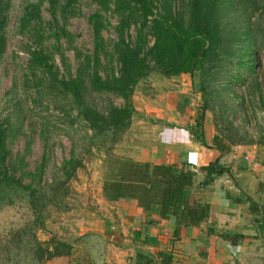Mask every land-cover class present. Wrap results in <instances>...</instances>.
<instances>
[{
  "label": "trees",
  "instance_id": "obj_1",
  "mask_svg": "<svg viewBox=\"0 0 264 264\" xmlns=\"http://www.w3.org/2000/svg\"><path fill=\"white\" fill-rule=\"evenodd\" d=\"M92 2L100 7L90 17L95 37L94 54L84 58L75 76L69 72L66 77L60 76L52 54L44 47V36L37 26L41 21L40 7L28 5L25 8L20 30L25 31L34 25L33 32L37 38L36 47L30 51V69L35 76L38 73L41 85L55 88L70 100V116L76 112L73 125L80 123L92 133L88 137L87 151L90 155L93 150L104 155V199L112 203L136 201L144 212H155L160 220L173 221V237L178 239L183 228H198L207 222L211 209L207 204L191 203L187 197L186 191L194 185L197 176L187 164L153 165L116 154L117 146L131 128L136 114L134 96L142 82L155 73L169 80L185 75L193 80L198 74L203 104L191 132L205 144L203 128L214 95L212 82L222 73H227L232 65L244 71L256 72V52L251 47L255 35L251 27L242 30L233 28L227 32L224 20L236 4L244 11L252 4L254 12H257L264 10V0ZM12 3L13 0H0V61L8 47ZM112 5L119 18L115 28L118 39L113 42L112 52L107 54L102 36L105 23L101 12L111 11ZM66 6H63L64 11L67 10ZM133 26L135 38L130 35ZM243 58H248V64H243ZM104 59L108 61L107 65H104ZM102 71L105 75H102ZM234 81L236 79L229 77L224 84V89L233 94ZM257 86L261 87L260 84ZM103 94L121 99L123 105H111L105 112L100 111L89 98ZM260 101L264 109V98L261 97ZM234 136L215 135L214 149L224 156L231 153L234 147L255 145L243 139L237 141ZM8 139V130L0 122V213L21 206L26 207L29 214L27 219H22L19 224L6 228L0 234V264H21L22 260L26 264H46L53 259L70 257L72 245L49 234L47 224L54 213L71 211L67 201L70 196L68 185L77 177L79 170L85 169L83 159L73 156L65 161L62 175L48 183L43 178L44 165L35 172H27L25 159L13 161ZM257 145H264V141ZM201 171L206 174L204 185H209L215 177L229 173L219 162L203 167ZM252 210L264 214V208L256 205ZM40 231L50 236L45 243L39 239ZM136 264H173V255L170 252H160L156 256L138 253Z\"/></svg>",
  "mask_w": 264,
  "mask_h": 264
},
{
  "label": "rangeland",
  "instance_id": "obj_2",
  "mask_svg": "<svg viewBox=\"0 0 264 264\" xmlns=\"http://www.w3.org/2000/svg\"><path fill=\"white\" fill-rule=\"evenodd\" d=\"M28 5L40 7L41 21L37 26L44 36V47L52 54L61 77L69 76V72L75 76L84 58L94 54L95 37L90 17L100 7L92 0H13L9 15L8 47L0 61V122L8 130V144L13 161L25 159L27 172H35L44 165L43 178L48 183L54 177L62 175L65 161L73 156L83 159L85 163V169L79 170L77 177L68 185L70 196L67 201L71 211L54 213L47 224L49 234H58L63 230L62 234L66 235L72 233L69 229L77 228V222L88 221L86 215L91 216L96 211L91 202L98 199L103 184L104 155L95 150L92 155L88 154V137L92 133L80 123L73 125L76 112L70 116V100L55 88L41 85L38 73L35 76L30 69V51L36 47L37 40L33 32L34 25H30L25 31L20 30V20ZM64 5H67L66 11L63 10ZM111 8V11L101 12L105 23L102 36L107 54L112 52L113 42L118 39L115 28L119 18L113 11V5ZM224 23L227 32L233 28L242 30L247 26L251 27L255 35L251 40V47L256 52V72L244 71L243 68L232 65L227 73H222L212 82L211 90H214V95L211 110L207 113L213 120L215 135H236L234 137L237 141L243 139L248 143L254 142L255 145L247 147L256 151L257 156L263 159L264 145L257 144L264 141V109L260 101L261 97L264 98V10L254 12L252 4H249L244 11L243 7L236 4ZM134 28L133 26L130 30L133 38L136 35ZM63 30L66 31L65 34ZM243 59V64H248V58ZM107 62L104 59V65ZM102 75H105L104 71ZM196 76L192 80L195 95L193 99L198 98L196 102L203 104L199 75ZM229 77L236 79L232 87L236 95L224 89ZM163 79L164 77L155 73L146 82H142L138 88L137 100L141 101L142 96L153 95V89L161 85ZM89 101L102 112L111 105H123L121 99L110 94L92 95ZM28 214L26 207L21 206L1 212L0 234L6 228L19 224L22 219H27ZM96 215L99 216L98 213ZM38 236L43 243L50 237L43 231ZM70 242H79L77 245L81 248L76 253L90 256L85 246H82L81 238L73 236ZM21 264H26V261L22 260Z\"/></svg>",
  "mask_w": 264,
  "mask_h": 264
},
{
  "label": "crops",
  "instance_id": "obj_3",
  "mask_svg": "<svg viewBox=\"0 0 264 264\" xmlns=\"http://www.w3.org/2000/svg\"><path fill=\"white\" fill-rule=\"evenodd\" d=\"M161 82L141 101L137 90L136 114L116 154L140 163L190 166L197 176L186 195L191 203L210 206L208 221L198 228H183L175 239L173 221L144 212L133 200L106 201L102 184L98 199L91 202L99 216L86 215L89 220L77 222L75 230L69 229L72 233H54L72 245V255L46 264H136L138 253L160 252H170L173 264H264V214L252 210L255 205L264 208V158L244 146L222 156L213 146L216 132L208 113L205 144L201 143L191 132L202 107L197 95L193 99L192 77ZM218 162L229 173L204 185L201 169ZM73 236L81 238L90 256L76 253L81 246L70 242Z\"/></svg>",
  "mask_w": 264,
  "mask_h": 264
}]
</instances>
